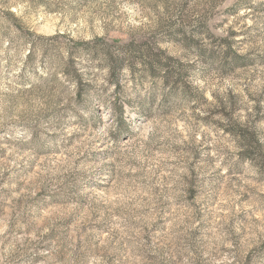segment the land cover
I'll use <instances>...</instances> for the list:
<instances>
[{
    "label": "rangeland",
    "instance_id": "obj_1",
    "mask_svg": "<svg viewBox=\"0 0 264 264\" xmlns=\"http://www.w3.org/2000/svg\"><path fill=\"white\" fill-rule=\"evenodd\" d=\"M0 264H264V0H0Z\"/></svg>",
    "mask_w": 264,
    "mask_h": 264
}]
</instances>
